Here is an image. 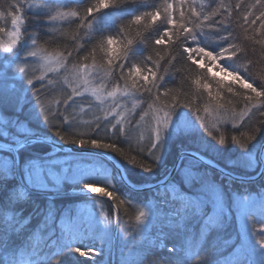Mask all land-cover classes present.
Wrapping results in <instances>:
<instances>
[{
  "label": "snow or ice",
  "instance_id": "6c2138e0",
  "mask_svg": "<svg viewBox=\"0 0 264 264\" xmlns=\"http://www.w3.org/2000/svg\"><path fill=\"white\" fill-rule=\"evenodd\" d=\"M73 3L0 12V264H264V0Z\"/></svg>",
  "mask_w": 264,
  "mask_h": 264
},
{
  "label": "trees",
  "instance_id": "16d2710c",
  "mask_svg": "<svg viewBox=\"0 0 264 264\" xmlns=\"http://www.w3.org/2000/svg\"><path fill=\"white\" fill-rule=\"evenodd\" d=\"M12 2V0H0V12H6L8 9V5ZM85 2H87V0H85ZM210 0H196L197 5H204L205 8H207L208 4H209ZM233 2H235V0H233ZM247 2H252V0H247ZM68 4L70 7L74 6L73 0H68ZM9 18H5L3 20H0V26L2 25V23L8 21ZM33 27H36L35 25H33ZM32 29H30L31 31ZM239 33V30H237ZM1 35V34H0ZM69 35H71V33H69ZM240 46L245 47L247 49V57L251 58L254 61L259 60L258 63L255 64V66L252 69V72L250 73L251 75H256L258 73L261 72L262 69H264V60H260V53L259 51H257L256 53H253L251 50V44L248 41H244L243 38L241 37V40L239 41ZM69 47H71V42H69ZM50 51L52 50L51 48L49 49ZM63 48H57L56 51H62ZM103 56L102 52H97V57H96V62L99 63L100 62V57ZM89 63H91V61H89ZM72 66L71 64L68 66L70 67ZM58 98V97H57ZM76 131L78 132H88V126L87 125H81L79 128L76 129ZM193 147V146H192ZM231 158V153L227 154V156L221 161V166H224L227 163V160ZM138 172V170H136ZM137 177L135 175L131 176L130 179L128 180L129 183L132 185L136 182ZM117 184V188L119 189L118 195L119 194H124L127 195L129 192V189H127L122 183L120 182H116ZM145 193H133L129 198L132 199L133 204H138L139 201H142L144 199ZM80 200H74L73 202H77ZM113 203V202H112ZM60 206H67L66 203H62ZM108 208V207H107ZM108 211H111L108 208ZM135 213V210L133 207H128V206H123L121 208V215L123 214H131ZM231 231V230H229Z\"/></svg>",
  "mask_w": 264,
  "mask_h": 264
},
{
  "label": "rangeland",
  "instance_id": "374dc122",
  "mask_svg": "<svg viewBox=\"0 0 264 264\" xmlns=\"http://www.w3.org/2000/svg\"><path fill=\"white\" fill-rule=\"evenodd\" d=\"M1 26H6V27H8L9 29H10V18H9V20L8 21H6V22H4V23H2V25ZM5 39H7V37L6 36H4L3 34H1L0 35V40H5ZM212 71L213 72H215L216 70L213 68L212 69ZM68 78L69 80H71V81H73L74 83H80V81L78 80V79H76V72H75V69L72 67V66H70V67H68V70H66L65 72H64V75L63 76H61V77H59L60 79H64V78ZM3 114L2 113H0V116H2ZM5 119H7V117H4ZM90 117H85V119H89ZM81 125H85V124H81ZM136 134L135 133H133V136H135ZM193 147H198L199 145H192ZM139 171V170H138ZM129 182V181H128ZM126 187V186H125ZM127 188V187H126ZM127 189H130V188H127ZM140 193H142V192H140ZM82 201H77V202H74V203H81ZM112 202V201H111ZM134 205H138L137 203L136 204H134ZM110 209V210H112L111 208H110V206L106 203L105 204V210H107L108 211V208ZM134 208V210H135V213H136V211H137V207H133ZM135 213H132L131 212V214H123L122 215V218L124 219V220H126V221H128V223L130 224V225H132V224H134L135 223V221H134V216H135Z\"/></svg>",
  "mask_w": 264,
  "mask_h": 264
},
{
  "label": "water",
  "instance_id": "95a60500",
  "mask_svg": "<svg viewBox=\"0 0 264 264\" xmlns=\"http://www.w3.org/2000/svg\"><path fill=\"white\" fill-rule=\"evenodd\" d=\"M124 186H126L127 188L131 187V184L127 181L125 183H122ZM104 200H106V203L110 206L112 204L111 201H107V198H103Z\"/></svg>",
  "mask_w": 264,
  "mask_h": 264
}]
</instances>
